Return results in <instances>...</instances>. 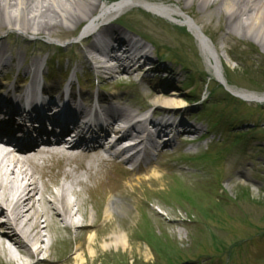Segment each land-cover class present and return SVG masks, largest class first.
Instances as JSON below:
<instances>
[{
  "label": "bare ground",
  "instance_id": "1",
  "mask_svg": "<svg viewBox=\"0 0 264 264\" xmlns=\"http://www.w3.org/2000/svg\"><path fill=\"white\" fill-rule=\"evenodd\" d=\"M102 1L104 0H0V33L6 31L12 35L19 31L25 36L46 35L64 39L72 36L84 25L88 24L84 32V35L87 36L91 30L94 31L100 28L101 24L109 22L100 28L98 33L97 31L93 33L96 44L105 48L101 52L102 58L96 61V65L102 73L109 72L117 80L133 81L135 70L132 69L141 60L146 61V55L141 53L140 57L135 58L131 51L126 49L123 52V59H116L113 56L114 46L121 47L124 44L125 36L110 22V18L114 14L130 11L133 7H141L153 15L186 27L198 42L209 74L225 81L224 64L218 55V46L209 38L208 40L203 38L200 28L185 14V9L182 8V2H192L191 4L203 3L208 12L218 13L226 23L228 37L232 36V32L235 31V34L241 36L238 37L241 41L256 45L258 51L260 50L261 52H259L264 55V0H177V4H171V0L159 3L147 0H118L113 4L109 2L110 0H105L104 3ZM225 28L221 25L217 31L221 34ZM89 48L92 50L91 47ZM7 52L6 46L2 43V37H0V67L8 64ZM254 54L260 57L257 52ZM108 59H111L114 65H110ZM13 60H21V65L24 62V66L20 70L23 72L24 78H31V84H36L39 75L45 79L42 62L38 55L32 54L29 64L26 62V52ZM152 69L157 71L156 74L160 73V68L156 64L154 66L152 64ZM138 71H141V67ZM121 72H124L127 77H122ZM145 76L147 73L144 74V77L142 76V79ZM168 76L173 77L171 74ZM225 84L234 95L247 100L264 102V95L241 91L231 87L227 82ZM49 85H51L50 90H57L55 84L50 83L47 87ZM8 87L11 86L5 87L6 92ZM159 88L161 93L152 98V104L158 107L157 113L178 115L187 113L185 101L179 91L168 90L170 88L168 84L159 85ZM118 102L119 107L114 109L120 118L118 120L128 121L125 101L118 99ZM20 109V107H15L9 98L0 96V118L4 121L1 125L6 131V135L0 137V218L6 217L10 220L9 227L0 224V263L5 264L1 260V254H5L9 258V264H21L20 261H24V259L39 258L53 248L54 238L57 235L63 232L70 234L74 230L75 235L85 237L84 241L76 246L77 252L72 257L74 249L67 248L65 262L47 259V264H65L73 259L78 264H87V260L82 258L83 256L85 259L88 258L86 248L91 251L90 258L95 259L98 255L97 240L99 239H104L107 242L104 247L126 246L129 239L127 225L123 221L121 228L124 230H115L113 227L116 222L115 216L131 215L132 206L137 207L139 203L138 192L133 190L135 182L138 185H145V182H150L151 185L159 183L163 179V176L158 175L160 166L145 165L143 171L150 174L148 177L127 176L125 173L127 169L124 166L120 170V174L114 173L112 168L114 165H111V161H114L112 159H119L128 151L124 148L114 150L116 146H119V141L113 146H105L112 133L115 135L121 133V128L116 125L115 120L110 123L111 128L103 138L92 134L91 139H86L84 136L88 132H85V128L81 129L71 112H67L62 121L56 118L45 125L41 123L39 128V121H35L33 118L35 110L31 114L29 113L27 118L24 115V119L19 118ZM23 124L29 125V130L35 133L34 137H37L36 139L33 137L35 140L30 142L31 145L29 143L27 146H21L12 140L16 136H20L16 135V132L20 129L18 127ZM147 124L157 127V139L164 134V129L160 128L153 119H146L137 127L146 129ZM179 126L187 128L184 120L180 121ZM51 128H54L52 134L48 132ZM70 131L79 134L71 142H66L64 136ZM133 135L138 138L139 145H141L142 139L139 138V134L135 130L124 134L121 139ZM11 137L13 138L11 139ZM178 140V137L167 138L164 145L166 147L174 146ZM32 146L39 147L28 151ZM154 148L155 146L152 145V149ZM144 155L147 157L148 152L145 151ZM132 161L133 159L130 158L128 163L131 164ZM54 162L60 164V170L53 175H48L44 170ZM81 172L87 174V180L81 179ZM123 179L125 183L120 182ZM53 187L56 188L55 191H53ZM75 187H79L81 190L74 191ZM124 188H132V191L125 193ZM179 189L181 191H177L178 195L183 191L182 188ZM84 195L85 199L82 198ZM3 204L7 206L5 209H3ZM87 205L91 206L95 213L91 222H88ZM146 207L149 211L148 214L156 222L160 220L166 223L149 205ZM102 209L105 212L104 225L100 227L99 213ZM141 216L139 225L148 231L149 228L144 226V222H148L147 216L145 217L144 213H141ZM76 217L81 219L77 220ZM176 222L174 220L168 223L173 226L177 224ZM91 233L92 236L88 237V241H86L87 234ZM145 236L148 239V235ZM45 238H47V245L44 244ZM31 246L35 249L33 250Z\"/></svg>",
  "mask_w": 264,
  "mask_h": 264
},
{
  "label": "rangeland",
  "instance_id": "2",
  "mask_svg": "<svg viewBox=\"0 0 264 264\" xmlns=\"http://www.w3.org/2000/svg\"><path fill=\"white\" fill-rule=\"evenodd\" d=\"M147 1L159 3L165 0ZM170 3L178 2L171 0ZM191 3L182 2V8L204 36L218 46V55L224 64V82L245 92L264 95V55L261 51L256 45L241 41L235 31L228 37L226 23L218 13L208 12L203 3ZM137 12L128 13V23L161 48L158 49L161 58H151L152 61L166 69L174 68L178 75H174L177 78L174 80L151 74L141 82L138 78L142 74H136L140 85V88L136 86L137 95L141 97L135 98L143 102H135L136 106L148 104L151 107L153 100L146 98L145 93L148 91L153 98L161 93L157 85L168 84V90L179 91L188 104L186 122L195 121L201 127H197L200 135L209 132V137L196 140L197 136L191 135L195 142L189 145L180 139L177 146L166 147L164 156L156 159L158 163H166L160 169L164 178L158 183L163 190L149 203L167 224L160 220L156 222L143 208L133 207L131 215L115 216L113 226L115 230L123 231L121 223L125 221L129 231L127 245L104 247L107 242L99 239L97 257L90 258L91 251L86 248L88 258L83 256V260H87V264H264V102L236 97L213 78L196 38L186 27L144 9ZM221 25L225 29L220 34L217 30ZM255 52L260 57L255 56ZM18 53L21 54L20 49ZM150 57L154 55L150 54ZM65 59L59 61V65L54 62L56 70H59L58 66L61 68V63L63 66L70 64ZM129 86L133 85L126 84V89ZM237 139H241L242 144L235 147ZM211 142L213 144L208 146ZM178 174H184L185 179ZM135 175L140 176L139 173ZM86 177L82 175V179ZM147 186L146 183L135 189L139 192V188L147 189ZM179 188L183 190L181 196L177 194ZM86 212L88 222H91L95 216L92 207L87 205ZM142 212L148 219L142 225L147 226L148 231L139 225ZM104 214L103 209L99 213L100 227L104 225ZM174 220L177 224L171 226L168 222ZM137 226L147 233L137 230ZM90 236L92 233L87 234L86 241ZM66 237V233H60L54 238L58 241L57 247L54 244L40 258L24 259L20 263L43 264L41 261L45 258L65 262L67 248L74 249L73 257L76 246L85 238L75 235L74 231L63 243ZM46 241L47 238L45 245ZM1 257L9 264L5 254ZM65 264L78 263L73 259Z\"/></svg>",
  "mask_w": 264,
  "mask_h": 264
}]
</instances>
